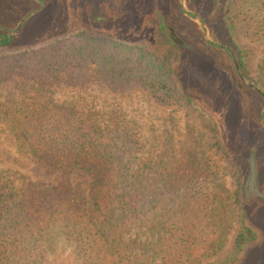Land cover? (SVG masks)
I'll return each instance as SVG.
<instances>
[{"label":"rangeland","instance_id":"374dc122","mask_svg":"<svg viewBox=\"0 0 264 264\" xmlns=\"http://www.w3.org/2000/svg\"><path fill=\"white\" fill-rule=\"evenodd\" d=\"M35 1L5 0L7 7L0 6V24L12 27L11 32L16 34L12 42L0 45V72H5L0 74V174L18 176L27 172L36 181H57L55 173L44 176L43 167L33 169L32 160L16 150L8 120L13 105L37 103L42 112L55 103L70 104L92 113L101 123L115 111L135 133L137 143H142L144 156L152 150L154 160L162 167L193 152L192 156L205 164L202 174L209 188L232 197L231 205L223 202L222 207L218 203L213 213L222 215L227 225L223 246L200 263L213 264L228 252L239 225L241 208L233 192L237 180L246 186L253 155L259 194L249 193L241 203L255 237L241 252L237 264H264V98L240 80L233 59L231 62L226 53L232 52L239 67L234 48L237 50L247 74L243 75L239 67L240 73L264 94V0ZM228 4L241 11L233 14L232 27H228L225 14ZM198 20L207 35L227 49L209 42ZM166 37L182 46L181 56L187 57L188 49L196 50L189 58L200 72L195 83L180 82L170 96L159 90L147 94L131 80L134 90L122 83V95L101 85L107 80L97 70L121 66V54L122 65H132L138 47L165 52L169 46ZM52 46L75 55L51 60L65 69L74 65L67 77L62 76V69L50 67L45 71L39 67H44L43 55L51 54ZM82 47L95 51L94 56L80 54ZM111 52L115 58L104 57ZM180 62L170 63L173 79H177L182 66L188 69L189 62ZM33 64L38 66L34 68ZM14 65L22 68L14 69ZM185 92L191 100L184 99ZM28 164L32 171L25 167ZM157 177H162V168H158ZM43 240L49 250L37 264H81L74 243L64 237L58 225L50 226Z\"/></svg>","mask_w":264,"mask_h":264},{"label":"trees","instance_id":"16d2710c","mask_svg":"<svg viewBox=\"0 0 264 264\" xmlns=\"http://www.w3.org/2000/svg\"><path fill=\"white\" fill-rule=\"evenodd\" d=\"M0 6H6L5 0H0ZM236 10L241 13L228 4V27L233 25ZM0 28V45L12 42L16 36L12 27L0 24ZM166 38L168 51L138 47L132 65H122L121 54V66L95 69L110 84L101 85L122 95V83L134 90L131 80L147 94L159 90L170 96L180 82L195 83L200 72L189 58L196 50L188 49L187 57L181 56L182 46ZM82 48L80 54L94 56L95 51ZM226 53L232 62V55ZM43 57L45 68L39 67L45 71L62 69V76L67 77L75 68L65 69L51 61L53 57H75L65 48L52 46L51 54ZM104 57L113 59L115 55L111 52ZM177 59L180 64L189 62L188 69L181 65L173 79L170 63ZM84 69L86 72V66ZM183 94L185 100H191L189 93ZM22 106L13 105L8 118L16 150L32 160L33 169L43 167L44 176L55 173L57 181H36L27 172L0 174V264H37L49 250L43 237L52 225H58L64 237L74 243L81 264H200L223 246L227 225L222 215L213 213L218 203L231 205L232 197L209 188L202 174L205 164L192 156L193 152L159 167L154 152L143 155L142 143H137L135 133L115 111L101 123L92 113L70 104L55 103L42 112L37 103ZM30 166L25 165L28 171H32ZM158 168H162V177H157ZM74 175L80 178L76 180ZM237 184L233 193L241 208L239 225L230 249L213 264H237L255 237L241 201L249 193L258 194L248 192L240 180Z\"/></svg>","mask_w":264,"mask_h":264},{"label":"water","instance_id":"95a60500","mask_svg":"<svg viewBox=\"0 0 264 264\" xmlns=\"http://www.w3.org/2000/svg\"><path fill=\"white\" fill-rule=\"evenodd\" d=\"M42 1H40L41 3ZM32 13H30L29 15H31ZM29 15L23 17L19 23L17 24L15 30L21 25V23L25 20V18H27ZM199 22V26H200V29H201V32L203 34V36L211 43L213 44H216L218 47L222 48V49H227L226 46L222 45V44H219L215 41H213L208 35L207 33L205 32V29L203 27V24L200 20H198ZM229 52L231 53L232 55V59H233V63H234V66H235V69H236V73L238 75V77L240 78L241 81H244L245 83H247L249 86H251L253 89H255L256 91H258L262 97L264 98V94L262 91H260L257 87L253 86L250 82L246 81V79L242 76V74L240 73L239 71V67H238V64H237V61L236 59L234 58L232 52L229 50ZM262 122L264 123V121L262 120ZM255 182H256V168H255V163H254V158H253V155L250 156L249 158V176L247 178V182H246V189L248 192H251L253 191L254 193H258V190L255 188Z\"/></svg>","mask_w":264,"mask_h":264},{"label":"flooded vegetation","instance_id":"af4514ba","mask_svg":"<svg viewBox=\"0 0 264 264\" xmlns=\"http://www.w3.org/2000/svg\"><path fill=\"white\" fill-rule=\"evenodd\" d=\"M251 192H253V191H251ZM257 194H259V192Z\"/></svg>","mask_w":264,"mask_h":264}]
</instances>
